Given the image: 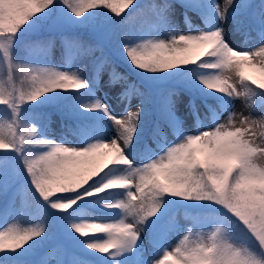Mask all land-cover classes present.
Wrapping results in <instances>:
<instances>
[{"label": "snow or ice", "instance_id": "obj_1", "mask_svg": "<svg viewBox=\"0 0 264 264\" xmlns=\"http://www.w3.org/2000/svg\"><path fill=\"white\" fill-rule=\"evenodd\" d=\"M133 3L0 0V194L7 195L8 163L19 161L38 194L41 219L29 227L13 223L0 230V264H29L24 257L47 238L44 221L49 219L85 252L104 254L98 264H264V144L248 135L252 128H264V117L257 120L241 113L237 126L233 111L238 99L248 107L264 109V0L252 13L261 31L255 50H239L218 23L231 17L235 28L241 29L250 5L226 0L221 9L215 0H180L185 13L192 10L203 16L204 28L177 32L167 20L174 6L166 5L160 16L165 30L172 29L167 38L122 39L116 56L92 60L89 78L80 70L16 63V46L53 18L63 28L95 31L98 17L118 24L121 13ZM97 8L109 9L121 21ZM74 46L85 54L95 50L76 41L68 43L69 56ZM120 61L144 81H178L194 97L202 98L215 117L213 123L185 132L169 96L162 101L160 113L175 130L176 139L158 144V151L146 146L140 151L146 119L143 101L135 111L125 107L117 115L95 96L102 73H107L109 84L123 86L119 100L130 89L144 95L116 73ZM249 69L259 77L246 75ZM17 73L23 77L19 84ZM61 101V114L76 122L83 146L46 139L48 116L32 111L37 102L42 106ZM216 105L227 113L224 122ZM35 121H40L39 127ZM107 122L116 128L111 137L104 131ZM182 201L190 202L183 206L200 210L205 219L211 217L213 226L206 232L189 230L174 246L161 243L155 252L159 258L135 260L143 250L142 232L155 244L170 205ZM89 207L101 215L86 219L83 213ZM55 264L66 262L56 258Z\"/></svg>", "mask_w": 264, "mask_h": 264}, {"label": "rangeland", "instance_id": "obj_2", "mask_svg": "<svg viewBox=\"0 0 264 264\" xmlns=\"http://www.w3.org/2000/svg\"><path fill=\"white\" fill-rule=\"evenodd\" d=\"M157 2L162 4L164 1L154 0L155 4ZM215 2L220 6L221 9H223L226 0H215ZM236 2L245 3L246 5L251 6L247 9L248 16L246 18L245 26L239 30L236 29L231 17H229L225 21H218V23L226 29L227 39L229 40V42L232 43L234 46L238 45L239 50H255L259 46L261 41V31L259 28V23L258 21H255L253 19L252 13L256 11V6L259 5L260 0H236ZM173 6L174 7L172 8L171 12L168 14L167 20L168 23L172 25L177 32L187 33L190 29L205 27L206 21L203 16L192 10H188L185 13V10L180 7V0H175V4ZM185 14L187 16V20L185 19ZM96 25L97 27L95 31L90 27H81L80 29H68L61 27L59 23L55 20V18H53L52 20L46 22L42 26V28H40L36 32L40 34H52V32L57 33L58 38L56 39L55 45L49 50L35 52L30 61L33 64L41 67L56 66L63 67L66 70H80L82 76H84L85 78H89L92 75V60L99 56H104L108 58L116 56L118 53L120 41L122 39H126L132 42H139L141 37L147 36H159L160 38H167L172 30L168 29L166 31L161 23L157 26H147L145 30L138 32L136 35H133L131 30L125 31L124 34H118V26L116 24H111L110 21L105 20L103 16L98 17ZM78 31L90 33L91 39H94L92 37L96 38V41L94 42L95 50L90 54H85V52L79 46H74L71 50V56L68 55L66 57L65 54H63L60 46L62 41L64 43L66 42V39L63 35L67 32L76 33ZM81 36L83 37L81 38V41L83 42L85 39L84 37L87 35L82 34ZM122 63L124 64V62H119L117 66V73L120 72V76H123L121 73L124 72L126 69L124 65L128 67L127 64L123 65ZM228 75H233V73H228ZM246 75H250L256 78L259 77V73L254 72L251 69L246 70ZM126 78L128 80V83L135 84L138 88L139 86H142L145 87L147 90H152L156 92L159 91L161 94L165 93V98L171 96L172 100L175 101V115L180 119L182 128L185 132H194L198 128H201V126H203V128H207L213 123L215 117L213 116V113L208 110V108L207 112H205L201 108L199 103H196L197 108H191L193 101V93L188 92L189 90L183 85L179 86L180 84L178 83V81L164 80L153 84L150 81L142 80L134 71H132L130 75ZM97 79L98 86L95 90V96L99 97L100 99L104 100L107 104H109L113 109L114 114H122L125 107L129 108V110L131 111H135L141 105V101H143V109L146 114V119L143 123V132H146L148 129L146 128V126L149 123L148 107L152 106V102H145L140 97V95L136 93L135 89H130L128 91V95L126 97H122L119 100L120 93L124 91L122 85L109 84L107 73H102L101 76ZM138 81H140L141 84H138ZM168 81L173 87L179 86L180 88H175L171 90L170 86H166ZM215 108L218 110L219 113H222L219 115L220 122H224L227 113L224 112L223 107L220 105H216ZM233 111L237 114V126H239V115L241 113L243 115H251L257 120H259L261 117H264V109L258 106L248 107L242 100L239 99L235 101ZM151 112H153V110H151ZM34 113L41 114L39 112ZM43 114H47L48 116L47 130L45 133L46 139L53 140L57 143L63 142L66 144V146H83L81 136L73 131L67 119H62L56 114ZM30 122L34 123V121ZM35 123L38 127L40 126V121H35ZM158 123L162 125L158 129V132L154 128H152L146 133L144 137L141 138L144 143L141 144L140 151H143L145 146L150 151H158V144L169 143L176 139L175 130L170 127L169 123H163L161 120H159ZM104 131L107 136L111 137L116 133V128L115 126L111 125L110 122H107ZM154 132L155 139H153ZM248 135H251L252 139H254L257 144H264V128H252L250 129ZM140 159L141 157L137 156V162H139ZM0 161H2V157H0ZM8 166L10 170V180L7 195L2 194L4 198V201H2L4 202V206L1 210L0 215V230H2L3 227L13 223L20 224L23 227H29L33 224L40 223L41 219L37 207L38 194H35L34 189L31 188L30 181L27 178L26 172H24L23 168L19 166V161L17 160L10 161L8 163ZM2 167L3 164L0 163V168ZM12 169H15V171L12 172ZM28 187H30L33 195L35 196L36 204L32 206L33 210H30L27 201L26 190ZM52 198L54 199L55 196H53ZM187 203L190 202L182 201L180 202V205L182 206ZM180 205H170L167 215L161 221L162 232L158 235L155 244L150 242L149 235L142 232L143 250L134 258L135 260L139 261L140 259H143L146 256H153L154 258H159V256H155V252L161 243L166 246H174L176 243H178L179 239L182 238L183 235L188 233L189 230H191L193 233L200 231L206 232L211 226H213L211 217L205 219L203 213L201 214V216L187 215L186 211H193H191L190 209H186L185 207L174 208ZM171 208L174 209L171 210ZM34 210L36 211L30 214V212ZM94 211H96L94 207L85 208L83 215L86 219L88 217L99 216L93 215ZM168 215H170V217L166 219ZM51 223L53 225V230L48 232V236L46 238V245L48 247L46 251H42L40 254H35L33 257H31L33 258L34 262L37 261L38 264H55L56 258L62 259L64 261L69 258L70 264H73V262L75 261H86L91 262V264H98V260L102 258L104 254L96 253V258H93V255H91L89 252H85L81 245L75 243L74 241L68 240L65 237L63 230L60 229V227H58L52 221ZM90 235L104 236L103 233H90ZM51 237H54L55 239L53 242H49L48 240ZM54 250H56L57 255L53 254ZM84 255L93 260H96L97 262L91 259L84 258ZM128 255L130 256L131 254Z\"/></svg>", "mask_w": 264, "mask_h": 264}, {"label": "trees", "instance_id": "obj_3", "mask_svg": "<svg viewBox=\"0 0 264 264\" xmlns=\"http://www.w3.org/2000/svg\"><path fill=\"white\" fill-rule=\"evenodd\" d=\"M163 1L164 2L162 4H160L158 2L155 4L154 0H134L133 5L124 9V11L121 13V16L123 17L122 21H121V17H116L113 13H111V11L109 9L97 8V9H95V11H97V10L103 11V12L107 13V16L109 18L114 19L116 21H121L120 23L116 24L119 28L118 34H124L125 31L131 30L132 34L136 35L138 32L145 30V28L151 24L160 25L162 23L161 22V16H160V12H161L162 8L166 5H169V4H171V5L175 4V0H163ZM115 6L119 7L120 5L117 2L115 4ZM133 8H135V11L132 10ZM82 34L87 35L84 37L85 39L83 42L81 41V38H83L81 36ZM57 35L58 34L55 32H52V34H48V33H41L40 34L36 31L27 35L24 38V40L16 46V50H15L16 63L31 62L30 60H31V58L35 52H41V51H46V50L51 49L55 45L56 39L58 38ZM63 36L66 39V43H64L62 41L60 46H61V48H63V53L65 55H66V49H67L66 46L68 45V43L75 44L76 41H79V42H82L85 46L91 44L94 47V42L96 41L95 37H92L94 39H91V34L88 32L87 33L81 32V31H78L76 33L67 32ZM48 42H51V43L49 44ZM99 57H102V56H99ZM99 57H97V58H99ZM120 62H122V61H120ZM118 63L115 65L116 73H117ZM124 64H126V63H124ZM124 67L126 68V70L124 72H122L121 74L125 77H128L132 71L126 65H124ZM117 74L119 75L120 72ZM21 79H23L22 75L17 73L16 74L17 84H19ZM138 84H141L140 81H138ZM166 85L167 86L170 85L169 81L167 82ZM179 86H181V84ZM170 89H173V88L171 87ZM139 90H140V92L144 93V95L141 96V98L145 102H147V101L152 102V106L148 107V112H149L148 117L150 118L149 119L150 122L148 123L149 126H148V124H147V126L145 125L146 128H148L147 131L154 128L158 132V129L162 126L158 123L159 120H161L163 123H168V121L166 119H164L160 113L162 101L165 99L166 95H165V93L161 94L159 91L156 92V91H152V90H147L145 87H142V86H139ZM188 92H190V91H188ZM192 97L195 100V103H197V104L199 103L201 105V103H200L201 98L199 96H196V97L192 96ZM63 103L64 102L61 101V102H57V103H49V104H45V105L40 106L39 102H37L38 106L33 108L32 110L34 112H39V113L56 114L59 117H61L62 119H66L64 116H62L61 111H60ZM201 108L205 112H207V106L206 105H201ZM151 110H153V112H151ZM67 121H68L70 127L73 129V131L79 134L77 127H76V122L74 120H69V119H67ZM28 123L31 124L30 121H28ZM140 143H142V140L140 141ZM26 195H27V201H28L30 210H33L32 206L36 204V201H35V196L33 195L30 187L27 188ZM170 199H172V198H170ZM2 201H3V195L0 194V215H1V210L4 206V202L1 203ZM177 205H180V203H177ZM176 207H184V206L180 205V206H176ZM186 209H189V208H186ZM35 211L36 210L30 212V214L34 213ZM186 212H187L186 214H188V211H186ZM93 214L100 215L101 213L99 211H94ZM196 214L200 215V213H196ZM44 222H45V225H46L48 232L53 230V225H52L50 219L46 220ZM60 229L63 230L62 228H60ZM48 240H49V242H53L55 239H54V237H51ZM46 242H47V239H44L39 245L34 247V249L31 251V253L28 256L24 257V259L28 260L29 264H38L37 261L34 262L33 258H31V257H33L35 254H40L42 251H46V249L48 247L46 245ZM87 252L91 253V250H88ZM84 258H89V257H86L84 255ZM93 258H96V256H93ZM89 259H91V258H89ZM94 261H96V260H94ZM65 262H66V264H70L69 258H67V260Z\"/></svg>", "mask_w": 264, "mask_h": 264}]
</instances>
